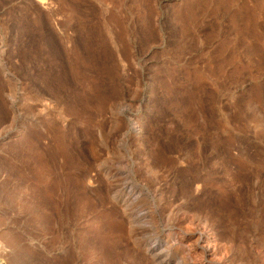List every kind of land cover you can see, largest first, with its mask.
I'll return each instance as SVG.
<instances>
[{"label": "rangeland", "instance_id": "obj_1", "mask_svg": "<svg viewBox=\"0 0 264 264\" xmlns=\"http://www.w3.org/2000/svg\"><path fill=\"white\" fill-rule=\"evenodd\" d=\"M169 212L264 264V0H0V264H156Z\"/></svg>", "mask_w": 264, "mask_h": 264}, {"label": "bare ground", "instance_id": "obj_2", "mask_svg": "<svg viewBox=\"0 0 264 264\" xmlns=\"http://www.w3.org/2000/svg\"><path fill=\"white\" fill-rule=\"evenodd\" d=\"M39 1L43 2L44 0ZM55 189L54 186L45 187L44 190H40L41 197L49 201V196L55 194ZM164 227L165 231L160 235L158 244L149 245L148 249L149 254H153L154 262L157 261L156 258L160 259L156 264H230L228 261L230 259L226 258V260L223 256L225 238L218 231L207 230L208 227L205 224L195 229L187 226L181 227L177 225L173 212L165 215ZM172 249L176 251L175 257L172 253H168V256L161 259L165 250L171 251ZM169 254L172 256L169 257Z\"/></svg>", "mask_w": 264, "mask_h": 264}]
</instances>
